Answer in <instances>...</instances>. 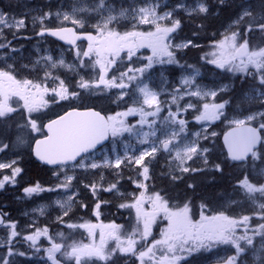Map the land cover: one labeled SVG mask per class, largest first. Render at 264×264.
<instances>
[{"label": "snow or ice", "instance_id": "snow-or-ice-1", "mask_svg": "<svg viewBox=\"0 0 264 264\" xmlns=\"http://www.w3.org/2000/svg\"><path fill=\"white\" fill-rule=\"evenodd\" d=\"M224 0H220L223 3ZM159 7L156 0H145L143 6L138 8L121 9L118 15L112 14V9L106 5L105 0H98V3L92 9L100 14V19L94 25L96 35L88 33L81 37L77 35L73 28L59 27L56 29L41 28L38 35L43 36L45 32L52 36L66 39L69 35L71 39L69 43L75 44L78 39H86L88 48L86 51L81 52L77 50L78 57H88L90 60L94 56L95 60L92 61L93 66H99V72L95 79H84L81 77L77 87L84 90H104L117 88L120 89L118 100L123 101L125 96H129V89H134L131 93L132 105L127 107L122 112H116L114 115L104 116L98 111H70L65 115L60 116L59 119L50 121L47 125L40 126L37 120L31 117L33 112L47 106L48 101L44 99V95L49 92L46 85L34 83L32 80H17L11 71L0 69V118L8 116V114L16 111L9 104L12 96L19 97L24 101L23 107L29 113L28 126L35 132H41L42 127H46L47 134L44 139L36 141L35 155L45 164L58 166L60 169H67L71 167L91 168L96 169L102 166H110L119 169L121 164L127 162L128 164L139 166L142 171L139 175L143 177L144 181L149 179V167L146 163V158H154L160 152L168 153L176 167L183 173L196 172L201 169L191 168L188 166V161L193 160V157L201 156L207 152V149H201L199 146L200 133H194L193 139L188 138L187 121L181 118V113L188 111V109H195L196 105L188 102L185 105H180L179 101L183 100L185 96L197 97L201 100H206L211 97L215 100L217 95L216 91L205 90L195 84V77L199 75L198 70H194L190 76L181 78L180 86L174 89L171 97V102L161 101V93L154 90L149 86L146 81L145 73L156 63H177L175 60L174 52L171 50L173 47L186 48L191 41L184 44L172 45L170 43L171 34L180 27V20L173 18L172 12H165L163 15L157 13ZM178 8H184L188 15L194 13L206 14L208 7L203 0H195L194 6H187L184 3L177 5ZM88 9H73V14H63V20L71 21L73 25L84 27V22L80 18H76L77 11H87ZM108 12V15H103ZM50 13L44 14L39 17L41 25L44 19L50 16ZM59 13L57 16L59 17ZM252 13L245 10L242 15L235 20L234 24H239L245 17L251 16ZM132 17L133 28L138 24L150 25L154 28L151 31H125L121 33L115 30L111 25L118 23L120 18ZM36 18H34L35 20ZM261 19H264L262 17ZM160 21H171L170 26L161 24ZM25 26L24 19H16L10 17L7 13L0 12V38L4 35V29L19 30ZM262 33H264V23L256 25ZM254 30L253 24H249L245 33L246 37L248 32ZM242 39V42H238ZM8 44L0 43V48H7ZM214 47L218 51L211 53L212 59L207 60L208 63L216 65L217 68L223 69L232 73H241L245 76H251L258 84L256 89L258 97L264 102V47L250 49L249 41L243 38L242 34L238 31L231 32L230 35L214 43ZM141 48L151 49V55L146 57L147 64L143 67L132 68L128 67L126 71H122L119 75L113 74L110 78L109 71L113 66L117 65L118 60L123 63L121 53L126 51L127 59L129 61L136 55L137 51ZM15 50V49H13ZM166 58V59H165ZM51 62L50 67L55 68L58 65L63 66L64 61L61 59L56 62L52 60L51 56L46 58ZM81 67H86L83 60H81ZM53 78L50 72L45 74V79ZM53 79H59L54 77ZM53 93V102L56 98L59 100H67L75 98L79 95L76 91H69L63 80H59L58 88L54 87L50 90ZM224 103H208L202 105V110L196 109L199 112L195 116L197 122L217 120L224 115ZM175 105V111L172 106ZM167 106L168 114L161 118L160 113ZM130 116H139L136 123L129 124L127 118ZM257 117L264 118V112H257L250 114L243 119H234L232 123L236 125V129L225 136V143L228 145V154L233 161H245L249 154L253 161L257 159H264L256 146L264 143V138L260 135V129H264V123H260L259 129L247 126L248 121H252ZM151 118V119H149ZM147 128V130H145ZM128 134L129 140H135L140 145H147L139 150L133 147L131 143L124 145V154L121 157L116 155L114 162L105 156L103 164L96 163L91 160V156L98 145L111 136L113 144L115 145L117 137H123ZM212 135H215L213 133ZM231 137V139H230ZM207 138L206 136L204 137ZM18 141L23 142L21 138ZM7 145L0 146V151H3ZM115 152V147L113 148ZM16 161L11 163H0V169H11V175H3L0 179V189L5 187V184L16 183V176L22 171L19 167H13ZM204 163L207 164V158H204ZM217 171L221 170L219 164L215 165ZM58 175V174H57ZM179 177L173 176V179ZM73 176L67 175L65 172L64 180L57 185V188H62L69 191L72 188ZM103 180V176H101ZM134 183H136L134 181ZM238 185L246 193L250 194V198L255 203V197L251 194L259 193L264 197V184L255 185L249 181L247 175L238 181ZM91 187L93 195L97 191V185H86ZM137 187L143 189L139 197H136L135 202L131 204H121V208H134L138 225L126 238L120 235L121 226L116 224L100 225L102 231L100 234V243L96 244L93 240L91 244H78L73 242L65 248L62 243H57L53 237L48 236V229H36L34 234L25 237L26 240L31 241L32 245H36L37 240L41 236H47L49 239L50 247L45 249L47 258L51 264H61L57 259L56 254L60 253L67 259L74 260L75 264H89V261L95 257L101 261H109L117 251L123 254H131L136 257L139 264H180V261L185 258L186 254L199 251L200 249H211L212 247L224 244L231 245L234 248V254L228 257L224 264H239V257L245 253L249 246L254 249V236L261 237V250L262 254L258 259L260 264H264V223L259 224L256 228L251 229L252 235H249L250 216L244 215L239 220L232 218L223 212L217 215H205L203 212L204 205H201V214L198 221H194L190 215L191 209L188 203L182 207L171 208L169 201L164 198L159 192L151 195H146L147 184L138 182ZM193 187V185H189ZM116 188V184H112L105 191H112ZM54 191L55 189H44L39 184L30 186L24 189L25 194L31 196L34 193L42 191ZM75 193L68 196L64 202L57 201L62 208L66 205L68 210L74 200ZM148 202L152 206V211H146L144 204ZM260 211L257 213L261 220H264V203L258 205ZM95 215L99 216L100 203L95 205ZM68 210L64 215H68ZM163 213L164 219L167 220V227L162 231L160 239H154L149 244H141L142 250H137V245L141 241H147L152 233V225L155 223L158 214ZM142 222V231L139 229V223ZM0 225H5L3 216L0 215ZM11 229L8 238L7 255L0 258V264H9L7 257L14 254L24 256L25 253H14L11 245L12 239L17 237L19 233L16 231L15 222H7L6 225ZM69 228H75L77 225L68 224ZM79 227L86 228L89 235L94 237V229L97 225L81 224ZM108 229L105 233L103 229ZM243 228L242 234H237V229ZM64 238L63 233L58 234ZM139 235V240L136 236ZM107 239L115 240L116 247L111 251H106ZM4 245H0L2 247ZM64 249V251H62ZM39 250V249H37ZM157 251L161 255L157 257Z\"/></svg>", "mask_w": 264, "mask_h": 264}, {"label": "flooded vegetation", "instance_id": "flooded-vegetation-1", "mask_svg": "<svg viewBox=\"0 0 264 264\" xmlns=\"http://www.w3.org/2000/svg\"><path fill=\"white\" fill-rule=\"evenodd\" d=\"M60 4L65 6V0H57ZM156 0L159 7L157 8V13L163 15L165 12H172L174 19L180 20V27L171 34L170 43L174 46L176 44H184L191 41V44L186 48H175L171 50L174 52L175 60L177 63H156L150 69H147L145 75L151 76L154 79H159L163 76H167L170 80L175 81L178 79L179 70L171 68L173 65L187 64L190 65L194 62L196 57V52L202 51L203 55L207 59H212L211 53L213 51H218L214 47V43L222 40L224 36L230 35L233 31H238L242 34L243 38H247L249 41L250 49L264 47V33H262L256 25H253L254 30L248 32L246 37L243 36L248 24L247 22L253 21L255 23H264V0H254V9L250 10L251 16L245 17L242 24L237 27H231L228 25L220 24L219 19H217L218 24L208 25L206 27L205 36H195L197 35V27L194 22L197 20L198 16H194V20L188 21L190 15L185 13L184 10L177 9L178 0ZM54 0H0V12L7 13L10 17H15L18 19H24L25 26L20 28L18 31L15 29H4V35L0 38V43L9 44L7 48H0V69L9 70L16 77L17 80L23 81L25 79L32 80L34 83H40L46 85L49 88V92L44 95V99L48 101L47 106L41 108L39 112H33L31 117L37 120V124L44 126L46 122L52 120L58 115L65 112V100L60 101L58 104L53 102V93L50 91L54 88V77L45 79L46 69L43 68L42 64L45 59V54L47 51L53 52L58 49H63L66 51L65 57L68 59L73 56L74 60L80 62L88 57L80 56L78 57L75 52L80 50L81 52L86 51L88 48L87 42H78L75 46H66L65 43L56 40L52 35L45 32L43 36L38 35L41 28H59L72 25L75 27L76 31H88L96 35V29L92 22L84 23V27H79L78 25H73L71 21H65L62 18H54L53 16ZM227 10L222 11L218 6L214 9L208 10L209 16H219L225 13ZM50 13L43 21L41 25L39 17L44 16V14ZM198 14V13H197ZM202 16V15H200ZM94 18V16H89ZM34 18H36L34 20ZM191 23L193 26L186 25ZM96 23V21H95ZM134 21L131 16L119 20L118 23L111 25L115 30L121 33L125 31H151L154 28L150 25L138 24L133 28ZM161 24L170 26L171 21H160ZM217 23V22H216ZM233 29V30H232ZM238 42H242V39ZM15 49V50H13ZM151 49L141 48L137 51L136 55L131 61L127 59L126 51L121 53L123 58V63L125 65H133L134 67H143L147 64L146 57L150 56ZM41 56V57H40ZM40 57V58H39ZM39 58V59H38ZM166 59V58H165ZM95 60L93 56L91 62ZM118 62H120L118 60ZM119 64V63H117ZM22 65L24 67H22ZM36 66L32 69V66ZM206 77L212 81V83L221 82H231L235 73L219 69L214 64L206 63ZM162 66H168V70H161ZM203 79V80H204ZM238 81H241L239 90L235 92L233 90L232 97L238 98L237 101L233 100L231 104H227L225 109V114L221 116L216 122L211 123L208 131L217 130L215 136H210L209 142L206 139L208 145V163L205 167V176L207 177V197L205 203V215H217L221 212L228 216L239 217L240 214L246 215V211H251V219L249 221V235H252L251 229L256 228V219H259L264 223V220L258 218L259 215H255L260 211L258 205L259 203H264V197L259 193L251 194L255 197V203L250 198V194L246 193L238 185V181L243 179L245 175L248 176L249 181L255 185L264 184V159L252 160L249 154L248 158L241 161L231 160L228 154V145L225 143V136L233 132L236 129V125L230 120L232 117L243 119L244 117L257 113L264 112V102L258 97L256 89H258V84L251 76H245L244 74L238 73L236 77ZM235 79V80H236ZM248 83H251L249 85ZM264 90V89H261ZM228 96V90L224 89L221 91L220 96ZM79 101V103H78ZM76 101L74 106L80 105V100ZM9 104L16 109V111L8 114L6 117L0 118V146L7 145L3 151H0V163H11L16 161L13 167H19L22 171L16 176V183L5 184L3 189H0V215L3 216L5 225H0V245H4L0 248L3 249V253H7L8 250V238L11 229L8 228L7 222H15L16 231L19 233L17 237L12 239L11 247L14 253L23 252L24 256L14 254L8 257L11 261L9 264H51L47 258V252L45 249L50 247L49 239L47 236H41L36 245H32L31 241L25 239L26 236L34 234L36 229H48V236L53 237L57 243H62L67 248L73 242L78 244H91L93 240L96 242L100 238L101 227L100 225H110L116 224L121 226L122 222L128 227L125 234H121L122 238H126L129 234L137 228L138 221L136 216V210L134 208H118L116 203L108 202V205L99 208V216L95 215L96 208L91 209L86 207L88 202H85V196L92 195L91 187H86V185H92L97 176L104 172V178L101 181L99 188H108L113 183L116 184L113 176L115 172L110 166L99 167L96 169L91 168H81V167H71L67 169H60L58 166H51L39 162L37 157L33 154V142L36 138L45 135V127H42L41 132H35L28 126L29 113L24 109V101L20 100L19 97L12 96L9 100ZM81 106V105H80ZM220 120H225L221 122ZM229 123H225V122ZM221 122V123H220ZM260 123H264V118L257 117L252 121L247 122V126L259 129ZM27 132L31 135L28 140L18 141V137H26ZM260 135L264 138V129H260ZM231 139V137H230ZM258 152L264 156V143L258 144L256 146ZM99 160L96 155H93L90 161ZM219 164L221 170L217 171L215 165ZM33 167L37 169L38 173L31 172L28 169ZM192 167V166H190ZM129 168V167H128ZM123 169L124 176L129 178L132 169L128 171ZM133 170H136L133 168ZM71 173H76L77 181L74 183L82 194L80 201H74L71 204L70 210L68 207L61 209L59 204L53 201L44 202L52 196L53 192L57 191L56 185L59 184L60 179ZM179 172L175 170H166L165 175H160L163 178L171 181L170 177H179ZM58 174V175H57ZM3 175H11V169H0V179ZM190 175L189 180L194 186V179H196V173L188 172L183 178ZM57 180V181H54ZM193 181V182H192ZM147 184L146 195H149V190L151 184L158 188V192L164 196L165 199L169 201V207L176 208L181 204L188 203L191 209L190 215L194 221H197V205L198 197L195 194H188L185 192V196L179 197L173 196L168 192L165 194L163 184H156L153 180L144 181ZM39 184L44 189H55L54 191H42L39 193H34L31 196L25 194L24 189L30 186H35ZM117 185V184H116ZM127 188L133 195L128 197L127 204L135 202L136 197H139V193L143 189H137L133 185H127ZM195 188V186H194ZM166 189V188H165ZM183 201V202H181ZM56 204V205H55ZM116 207V208H115ZM88 209V210H87ZM144 209L146 211H152V206L150 203L146 202L144 204ZM68 210V215H64V212ZM216 213V214H214ZM249 216V215H248ZM92 224L97 225L94 229V237L89 235V231L86 228L79 227L81 224ZM68 224L77 225V227L72 228L74 233H70V228ZM156 224H167V220L164 219L163 213L157 215L155 223L152 225V231ZM143 224L139 223V229L142 231ZM106 233L108 229H103ZM243 228L237 229V234H242ZM63 233L64 238H61L58 234ZM87 235H86V234ZM153 233L148 237L147 241H141L137 245V250L141 249V244H149L154 239H160L161 235L157 238H152ZM139 240V235L136 236ZM89 242V243H87ZM39 249V250H37ZM5 251V252H4ZM64 251V249H62ZM7 255V254H6ZM161 255L160 251H157V257ZM5 256V255H4ZM57 259L61 261V264H75L74 260L67 259L66 257L60 256V253L56 254ZM45 259V261H44ZM113 264H139L135 256L131 254H123L119 251L113 257ZM89 264H98L93 261H89ZM184 264H196L195 256L191 255L188 259L184 261ZM212 264V263H211ZM214 264V263H213Z\"/></svg>", "mask_w": 264, "mask_h": 264}, {"label": "rangeland", "instance_id": "rangeland-1", "mask_svg": "<svg viewBox=\"0 0 264 264\" xmlns=\"http://www.w3.org/2000/svg\"><path fill=\"white\" fill-rule=\"evenodd\" d=\"M134 0H105L106 5H108L113 11L112 14L113 15H118L119 12L121 11V9H130V8H138L143 6L144 4H136L133 3ZM139 1V0H138ZM164 0L162 3H165ZM183 1V2H182ZM180 3H184L187 6H194L195 4V0H182ZM203 2L206 4V6L208 7V10H210V6L209 4H207V2L205 0H203ZM98 3V0H66L65 1V7L64 5H59V10L57 13H59V18L63 17V14L67 13L70 16L73 14V9H88L87 11H77L76 12V18H80L83 20L84 23L86 22H92L93 25L97 24L99 22L100 19V14L92 11V9L95 7V5ZM179 3V4H180ZM247 5L243 6L244 3H242L239 7L238 10H240L239 14L236 15L235 19H233L232 21H229L228 23H223L224 25H228L231 27H237L240 26L242 24V21L239 24H234L233 22L235 20H237L242 13L245 10H253L254 9V3L253 2H245ZM178 8V7H177ZM184 9V8H183ZM185 11V10H184ZM57 13H55L54 15L56 17ZM185 13H187L185 11ZM188 14V13H187ZM206 14H197L194 13L192 14L189 18L188 21H192L194 20V16H200V15H204L206 17H208ZM103 15H108V12H104ZM89 16H95L94 18H90ZM205 17H198L197 20L194 22L196 23L195 26L197 27V37L199 36H205L206 34V27H208V25H201L198 23H203L202 20ZM124 18H120L119 20H122ZM96 21V23H95ZM186 25L188 26H193L190 22L187 23ZM233 30V29H232ZM199 35V36H198ZM65 53L66 51H64L63 49H58L56 51L53 50V52H49L47 51V53L45 54V59L42 66L43 68L46 69V72H50L52 74H55V77H58V85H59V80H63L65 82V85L69 88V91H76V92H81V96L80 98L75 97V98H69L67 100H65V106H67L69 103L77 101V100H81L82 102L86 103V104H91L96 106V108L100 109L103 113H105L107 116L108 115H114L116 112H122L124 110H126L127 107L132 105V96L131 93L134 89V85L133 88H130L128 91L130 93L129 96H125L123 101H119L118 100V95L120 93V89L117 88H112V89H104V90H84L81 89L79 87H77L78 82L80 81L81 77H83L84 79H95L97 77L98 74V70H99V66H93L92 62L90 60H86V58L84 59V64L86 65V67H81V60L80 62H78L77 60H74L72 58H74L73 56H70V58H66L65 57ZM76 54V52H75ZM48 56L52 57L53 61H60L61 59L64 61V65L60 66L58 65L55 68H51L50 64L51 62L48 61L46 58ZM41 57V56H40ZM39 57V58H40ZM205 55H203L202 51H198L196 52V57L195 60L192 64L187 65V64H178V65H173L171 66V68L173 67V69L179 70V76L178 79L175 81L170 80L167 76H163L162 79L160 80H155L154 78H152L151 76H147L145 75L146 81L149 83V86L151 88H153L154 90L158 91L161 93L163 92H169L168 95V101L167 102H171V97L172 94L174 92V89L177 88L178 86H180V82H181V78L185 77V76H190L193 74L194 70H198L199 71V75H197L195 77V84L200 86L201 88L205 89V90H212V91H216L217 95L215 97V100L213 101L211 97H208L206 100H201L197 97H188V100L183 104L185 105L186 103H188L189 101L192 102L193 104L196 105L195 109H188V111L186 112H182L181 113V118L185 119L187 121V132H188V138L189 139H193L194 133H200V138H199V142L200 140H206L209 142V138L210 136H215L216 135V131L217 130H213V131H208L209 126L211 125V123L219 121L217 120H210V121H202V122H197L195 120V116L199 114L198 111H196V109H200L202 110V105L205 102L208 103H224L225 101H227V103L225 104V107L223 109V113L225 114V109L227 104H231L233 100L237 101V99L240 97H235V99L232 97V93L228 96H220V93L222 90L227 89V90H231V92L234 90L235 92H237L239 89H236L235 87V83L237 84L238 81L236 79V77L238 76V73H235V75L232 78L231 82H221V83H205L203 82L204 77H206V69H207V60L204 59ZM38 58V59H39ZM94 61V60H93ZM119 64L113 66V68L109 71L108 76L109 78L115 74V75H119L120 72L122 71H126L128 67H132V68H139V67H134L133 65H125V64H120V62H118ZM22 67H24L22 65ZM36 66H32V69H35ZM168 66H162L161 70L165 71L168 70L167 69ZM236 79V80H235ZM58 88V86H57ZM240 91V90H239ZM160 95V100L164 101L162 99V96ZM185 99H183L184 101ZM60 101L59 98H56V102L55 104H58ZM182 101V100H180ZM179 101V104H181V102ZM238 102V101H237ZM173 111H175L176 106L175 105H171ZM168 114V109L167 106L164 107V110L160 113L161 118L166 116ZM151 119V118H149ZM234 119H240V118H235L232 117V119L230 120V122H232ZM139 120V116H130L127 118V122L129 124H133L136 123V121ZM221 122L225 121V120H220ZM220 122V123H221ZM225 123H229V122H225ZM193 127H197V129L195 131H193L192 133H189V130ZM147 130V128L145 129ZM213 133H215V135H212ZM31 133L27 132L26 137H20L23 141L24 140H28L30 137ZM207 137L206 139L204 137ZM116 139V143L115 145L113 144V138L110 136V146H105L102 149L97 150L96 152H94L93 154L97 156V158L100 159L99 160H94V162L99 163V164H103L104 158L105 156H107L110 160H112L114 162L115 157L117 154H119L121 157H123L124 154V145L126 143H131L133 145V147L137 150L136 154H139V150L143 147H147V145H140L138 144L135 140H129L128 138V134L125 133L123 137H117ZM206 143V142H205ZM207 144V143H206ZM199 146L201 149H207L209 150L208 146H201V144L199 143ZM115 147V152H113V148ZM208 151L203 153V155L201 156H196L198 158H196L195 160H191V162L188 164V166H192L191 168H196V169H201L200 171H196L193 173H200L201 175H205V167L206 164L204 163V158L206 157L208 159V155H207ZM93 154L91 156V158H93ZM162 159L161 161L159 159ZM194 159V158H193ZM159 160V161H158ZM146 163L148 164L149 167V179L148 181L152 182L153 180H155L154 177H158L160 175H165L166 174V170H175L179 175L178 179H173L172 177H170L171 182L178 183L181 180H189V176H186L185 178H183V176L186 173L181 172L177 167H176V163L173 161L172 157L163 151L158 152L154 158H146ZM105 168L107 166H102V168ZM129 167V168H128ZM127 169L128 171L132 169V173L129 174V178H126L124 176L123 173V169ZM133 168H135L136 170H133ZM111 169L114 170L115 175L113 176V179L116 182V188L113 189L110 194L112 195L111 197L115 198V203H116V207L121 208L120 205L121 204H127L128 202V197L133 195V193H131V191L128 190L127 185L128 183L133 185L134 187H136L137 189H140L137 187V183L138 182H144L143 177L140 176L138 173L139 171H142V169L139 168V166H135V165H131L128 164L127 162L121 164L119 169H116L114 167H111ZM70 176H73L74 179L72 180V186L73 184L76 182L75 180L77 179V175L76 173H71L69 174ZM105 173L101 172V174L99 176H97V179L95 180V184L97 186H100L101 184V176H103L104 178ZM61 182L64 180L63 178H61ZM134 181L136 183H134ZM60 182V183H61ZM145 183V182H144ZM177 185H182V183H179ZM166 186H164V191L165 194L168 195V192L165 189ZM106 189V188H104ZM102 188L97 187V191L95 193V195L87 196L88 193L85 196V202H88L86 204V207L91 209V211L93 210V208H95V205L97 203H100V208L103 209V206L108 205V201H103V197L101 196V194L106 193L108 191H105ZM158 192V188H156L153 184H151L150 186V190H149V195ZM72 193H75L74 196V201H80L81 202V193L79 191V189H73L71 191H65V194H61L58 198H54L53 201L54 203L57 202L58 200L61 202H64L68 199V196L71 195ZM141 193V192H140ZM140 193L138 195H140ZM72 202V203H73ZM56 205V204H55ZM201 205L205 206V203L203 201H198V205H197V221L200 218V214H201ZM59 207L61 209H64L67 207V205L62 208L59 204ZM115 207V208H116ZM88 210V209H87ZM204 214H206L205 211V207L203 209ZM257 213H259L258 209L256 211ZM251 211H246V215H249L251 217ZM257 213L255 215H257ZM216 214V213H214ZM243 216V214H240L239 217H233L230 215V217L235 218V219H240ZM258 218H260L258 216ZM256 225L263 223L262 221H260L259 219H256ZM128 230V227L125 225V222L121 223V230H120V235L121 234H125ZM108 232V231H107ZM106 232V233H107ZM70 233H74L73 229L70 228ZM154 233V232H153ZM86 234V233H85ZM87 235V234H86ZM159 237V236H157ZM154 236V234L152 235V238H157ZM57 242V241H55ZM89 243V242H87ZM96 244L100 243V238L99 240H97L95 242ZM116 241L113 239H107V243H106V251H111L112 249H114L116 247ZM261 237L260 236H254V249L249 246L248 250L241 254V256L239 257V264H260V260L258 259V257L261 256L262 254V250H261ZM234 248L231 245H224V244H219L216 245L214 247H212L211 249H200L199 251L196 252H192L191 254H186L185 258L182 259L180 261V264H184V261L186 259H188L191 255L195 256V262L196 264H224V261L232 256L234 254ZM5 252V251H4ZM7 253H3V249L0 248V258H3L6 256ZM5 255V256H4ZM60 256H62L60 254ZM247 256L250 257V259L254 260V261H250L248 260ZM113 257L114 255L111 257V259L107 262L105 261H101L96 259L95 257H93L90 261H93L95 263L98 264H113ZM8 258V257H7ZM45 261V259H44ZM9 263H11V261H9Z\"/></svg>", "mask_w": 264, "mask_h": 264}, {"label": "trees", "instance_id": "trees-1", "mask_svg": "<svg viewBox=\"0 0 264 264\" xmlns=\"http://www.w3.org/2000/svg\"><path fill=\"white\" fill-rule=\"evenodd\" d=\"M245 1H250V2H253V0H224V2L223 3H220V0H212V3H211V5H213V6H218L219 7V9L220 10H222V11H225V10H227V11H231L232 13H234L236 10H238L239 9V7H240V5L242 4V3H245ZM213 9H214V7H213ZM223 18H224V13L223 14H221V15H219L218 17L217 16H215V17H210V16H208V17H205L203 20H202V22L203 23H198V24H201V25H211V24H218V21H220V24H222L223 23ZM217 19H219L218 21H217ZM217 22V23H216ZM222 22V23H221ZM196 23H194V25H195ZM254 24V23H253ZM240 84H241V82H238L237 84L235 83V87H236V89H239V86H240ZM235 90V89H234ZM233 92V91H232ZM231 92V93H232ZM231 93H229V94H231ZM29 171H31V172H36V173H38V172H40V171H38L37 169H35V168H33V167H30L29 169H28ZM155 179H156V177H154ZM190 178V177H189ZM204 179L206 180V176L205 175H201L200 173H196V179H194V181L196 182V184H197V182L198 181H200V180H202V181H204ZM155 181V183H156V180H154ZM185 180H181V183L183 184V182H184ZM191 185V184H190ZM184 189H185V191H187V192H193V191H195V193H196V195H197V197L201 200V201H206V197H207V195H208V193H207V186H202V187H200L199 189L198 188H196V190H194L195 188H194V186H193V188L191 189V187H189V185H188V183H185V184H183L180 188H178V187H176V186H171V192H173L174 194H177V192H178V190H180L181 192H183V193H185V191H184ZM200 189H201V191H203V193H200ZM191 194H188V196H190ZM201 195V196H200ZM181 202H183V201H181ZM167 227V224H156L155 226H154V229H153V234H154V236L155 237H157V236H160V234H161V232L165 229Z\"/></svg>", "mask_w": 264, "mask_h": 264}, {"label": "bare ground", "instance_id": "bare-ground-1", "mask_svg": "<svg viewBox=\"0 0 264 264\" xmlns=\"http://www.w3.org/2000/svg\"><path fill=\"white\" fill-rule=\"evenodd\" d=\"M254 6V5H253ZM255 8V7H254ZM239 12H240V10H236L234 13H232L231 11H226L225 13H224V18H223V23H228L229 21H232L233 19H235V17H236V15L237 14H239ZM254 23V24H253ZM247 24L249 25V24H253V25H256V24H258V23H255V22H253V21H250V22H247ZM211 25H215V24H211ZM205 81H207V82H209V83H212V81H210V80H208V79H204ZM249 84H251V83H248V85ZM249 86H253V84L252 85H249ZM187 100H184L183 101V103H185ZM156 184H159V185H161V184H163V186H166L165 188H166V190L168 191V192H170V194H172L173 196H179V197H181V196H185V194L183 193V192H181L180 190H178V192H177V194H174L173 192H171V186H176V187H178V188H180L183 184H185V183H188V185H190L191 183L190 182H188V181H191V180H186V181H184L183 182V184L182 185H177V184H179V183H181V181L180 182H178V183H173V182H171V181H169L168 179H166V178H163V177H161V176H158V177H156ZM193 182V181H192ZM194 183V186H195V189L194 190H196V188H200V187H202V186H207V177H206V180L204 179V181H202V180H200V181H198L197 182V184H196V182L194 181L193 182ZM114 184V183H113ZM192 185V184H191ZM109 188V187H108ZM193 187H191V189H192ZM207 190V189H206ZM184 191H185V189H184ZM110 192L111 191H108V192H106V193H103V194H101V196L103 197V201H108V202H114L115 201V198H113V197H111L112 195L110 194ZM187 194H195V191H193V192H187V191H185ZM200 193H203V191H201V189H200ZM201 196V195H200Z\"/></svg>", "mask_w": 264, "mask_h": 264}, {"label": "water", "instance_id": "water-1", "mask_svg": "<svg viewBox=\"0 0 264 264\" xmlns=\"http://www.w3.org/2000/svg\"><path fill=\"white\" fill-rule=\"evenodd\" d=\"M88 33H80V34H78L77 33V35H80L81 37H83V36H85V35H87ZM55 37V36H54ZM55 38H57V39H59V40H61V41H63V42H65V44H71V43H69L68 42V40L69 39H71V36L69 35L66 39H60L59 37H55ZM79 40H86V39H83V38H81V39H78V40H76V42L77 41H79ZM71 45H74V44H71ZM81 111V112H83V111H87V110H93V111H97V110H94L93 108H87V109H71V110H69V111H67V112H70V111ZM67 112H65V114L67 113ZM65 114H63V115H65ZM63 115H61V116H63ZM101 115H103V114H101ZM60 117V116H59ZM59 117H57L56 119H59ZM56 119H54V120H56ZM47 130V129H46ZM107 141V140H106ZM106 141H104V142H106ZM103 142V143H104ZM102 143V144H103ZM98 146H100V145H98ZM97 146V147H98ZM35 150H36V148H35ZM34 153H35V151H34Z\"/></svg>", "mask_w": 264, "mask_h": 264}]
</instances>
